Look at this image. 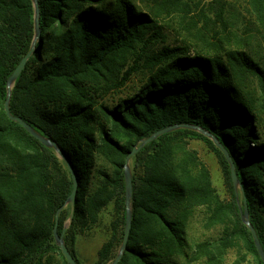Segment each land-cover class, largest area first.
Listing matches in <instances>:
<instances>
[{
	"label": "trees",
	"instance_id": "trees-1",
	"mask_svg": "<svg viewBox=\"0 0 264 264\" xmlns=\"http://www.w3.org/2000/svg\"><path fill=\"white\" fill-rule=\"evenodd\" d=\"M38 1L35 39L33 1L0 0V264H68L54 235L58 213V233L82 264L79 236L113 205L112 235L94 263L112 264L126 228V158L140 141L175 125L217 138L242 187L236 193L224 154L196 130L146 145L130 163L132 229L118 264H179V257L222 264L240 248L250 264H264L242 220L246 200L264 249V64L251 51L263 35L264 0H215L209 9L193 0H153L148 12L131 0ZM162 21L190 42L170 43ZM243 27V36L231 31ZM34 42L10 111L58 144L79 182L74 206L66 161L5 112L8 80ZM192 142L218 158L229 200L217 195ZM199 209L207 211L206 228L221 234L192 247L188 227Z\"/></svg>",
	"mask_w": 264,
	"mask_h": 264
},
{
	"label": "rangeland",
	"instance_id": "rangeland-1",
	"mask_svg": "<svg viewBox=\"0 0 264 264\" xmlns=\"http://www.w3.org/2000/svg\"><path fill=\"white\" fill-rule=\"evenodd\" d=\"M110 1L114 2L115 0H110ZM131 1L140 10L144 12H148L147 11L148 7L150 9L155 7L153 0H131ZM193 1L195 3H200L203 9L211 8L212 4H214L215 2V0H193ZM228 1L232 2V0H228ZM235 5L240 13H244L242 4L236 3ZM246 19L250 20V16L247 15ZM168 22L169 21H162V23H164L163 27L165 28V31L170 34V38H171L169 40L170 43L175 41H184V40L190 42L189 41L190 37L188 36V34H186L187 32H184L180 30V28L175 26L173 27L176 28V31L178 32L172 31L171 29L172 24L171 22L169 23ZM168 26L171 27H169L168 29ZM231 31L237 33L239 36H243L244 33L248 32L245 27L237 28V29L232 28ZM262 33L263 35L260 36L258 35V32H255V34L258 35L259 40L256 43L254 42L251 51L254 54L255 58H257L259 61H261L264 64V29L262 30ZM199 42L200 41L193 40V43H199ZM139 79L140 77H138V80ZM124 96H125V92L124 93L118 92L117 95L118 99ZM262 116L264 118V115ZM261 130L264 133V123ZM191 147L192 149L196 150L199 153L201 160L209 168L212 176L213 187L216 190L217 195L222 200H229V191L226 186L225 176L216 155L211 150H209L207 146L202 142H192ZM237 189L239 191L240 187H238ZM238 191H236V193ZM238 201L241 209L242 206L240 199ZM114 215H115L114 207L113 205H111L105 210H103V212L100 215V221L97 225L93 226L91 229H88L81 236H79L78 241L76 243V250L82 264H94L96 262L98 258V252L100 251L102 246L106 242H108V240L112 235V224L114 221ZM206 217H207V211L205 209H199L196 211L194 218L189 223L187 235H188V241L192 247H194L198 243H202L205 241H213L221 234L220 227L206 228L205 226ZM69 225H70V221L67 222V226ZM191 259L190 257L188 259H185L184 257H179L177 258L176 261L179 264H210L204 258L197 261H193V259L192 260ZM251 262H252L251 256L245 254V250L240 248V249L230 250L225 260L222 262V264H250ZM60 264H62L61 261Z\"/></svg>",
	"mask_w": 264,
	"mask_h": 264
},
{
	"label": "water",
	"instance_id": "water-1",
	"mask_svg": "<svg viewBox=\"0 0 264 264\" xmlns=\"http://www.w3.org/2000/svg\"><path fill=\"white\" fill-rule=\"evenodd\" d=\"M32 1H33V5H34V9H35V17H36L35 18L36 19V37H35V39H38L40 37V34H41L40 23H39L40 7H39V1L38 0H32ZM35 51H36V42L33 43L32 48L29 51V53L21 60L18 67L16 68V70L14 71V73L12 74V76L8 80V98H7V101L5 103V112L11 121L21 125L30 135H32L34 138H36L38 141H40L46 147L54 149L56 151L57 155L61 159L66 161L68 168L72 174L73 183H74V189H73L71 196L68 199V203H70L71 205L74 206L76 198H77V194H78L79 182L77 180V177H76V174H75V171H74L72 165L69 163V161L66 159L64 154L61 152L58 144L56 142L52 141L51 139H48V138L42 136L41 134H39L30 124H28L26 121H24L20 117L13 116L11 114V111H10V100H11V95H12V89H13L17 79L20 77L22 72L26 69L28 62L32 58V56L34 55ZM184 128L196 130L199 133L210 138L214 142V144L217 146V148H219L222 151V153L224 154L225 158L227 159V161L229 163V166L231 169V177H232V180L234 183L235 190L238 191L237 188L242 187L241 183L238 179L237 173H236L235 163H234L231 155L229 154V152L223 147V145L218 141L217 138H215L211 133L205 131L204 129H201L200 127H195V126H190V125H175V126H171V127L165 128L163 130H160V131L156 132L155 134H153L148 139L140 141L138 143V145H136L133 148V150L128 154V156L126 158L125 166H124L125 187H126V193H125L126 228H125V235H124L123 244L120 247L117 258L115 259V261L112 264H118L121 261L123 255L126 251V248H127L128 242H129V238H130V234H131V229H132L133 176H132L131 167H130L131 159L133 157H135V155L142 148H144L146 145L156 141L159 137L166 135V134H169V133L176 131V130H179V129H184ZM245 204H246L245 212L242 214V220H243L244 224L251 231L254 242H255L256 249L259 253L260 258L262 259V261L264 263V249L262 247V244H261L260 238L257 234V231L255 230V228L252 226V224L250 222L249 211H248L246 200H245ZM73 212H74V209H72L71 220L73 218ZM71 220H70V222H71ZM58 225H59V213L57 215V223H56V226L54 229V235H55L56 242L59 245L60 249L62 250V253L65 256L68 264H77L75 258L72 256V254L70 253V251L66 247L65 240H64V233L61 235H59V233H58Z\"/></svg>",
	"mask_w": 264,
	"mask_h": 264
}]
</instances>
